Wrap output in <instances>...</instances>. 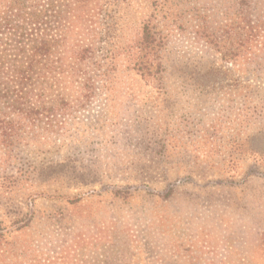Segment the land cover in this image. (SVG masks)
Masks as SVG:
<instances>
[{"label":"rangeland","instance_id":"obj_1","mask_svg":"<svg viewBox=\"0 0 264 264\" xmlns=\"http://www.w3.org/2000/svg\"><path fill=\"white\" fill-rule=\"evenodd\" d=\"M249 1L264 21V0ZM238 11L236 0L107 7L94 58L106 76L57 63L24 108L43 113L39 134L0 145V264H264V38L239 42ZM147 19L162 81L135 66Z\"/></svg>","mask_w":264,"mask_h":264},{"label":"trees","instance_id":"obj_2","mask_svg":"<svg viewBox=\"0 0 264 264\" xmlns=\"http://www.w3.org/2000/svg\"><path fill=\"white\" fill-rule=\"evenodd\" d=\"M120 1L0 0V145L5 146L9 143V137H19L22 132L29 133L31 137L39 134L38 124L43 113L37 109H24L25 106L37 102L39 90L51 87H46L47 82L44 80L57 67V63L74 57L78 61L75 74L85 72L82 71L81 65L85 66L87 61L93 66L97 64L94 59L95 39L101 35V31L97 30L102 24L100 17L107 16V7L119 4ZM236 2L239 10L236 21L239 27L237 31L236 26L231 27L235 34L239 35V42L243 43L245 39H263L264 21L253 19L250 14V1ZM48 17L60 23L57 27L50 26V30H62L63 26H66L67 29L62 30L63 36L61 33L56 36L48 33ZM153 25L151 20L147 19L141 27L137 39L135 66L144 79L162 81V78L157 76L161 62L158 36ZM198 32L203 34L199 28ZM71 36H74L73 41L68 43ZM59 52L60 56L54 60L53 55ZM99 69L97 65L93 68L99 73L96 76H106V72ZM85 79L81 86L80 98H87L89 90L92 91V85L96 82L94 75ZM28 214L29 211L24 212L23 216L15 221L22 222L21 228L29 224ZM3 234L0 227V240L4 238ZM24 251L25 249H19V253Z\"/></svg>","mask_w":264,"mask_h":264}]
</instances>
